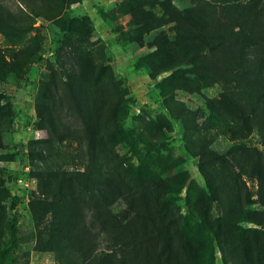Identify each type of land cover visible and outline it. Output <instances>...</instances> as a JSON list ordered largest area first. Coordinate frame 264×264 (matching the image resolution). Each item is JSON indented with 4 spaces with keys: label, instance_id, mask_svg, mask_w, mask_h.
<instances>
[{
    "label": "rangeland",
    "instance_id": "374dc122",
    "mask_svg": "<svg viewBox=\"0 0 264 264\" xmlns=\"http://www.w3.org/2000/svg\"><path fill=\"white\" fill-rule=\"evenodd\" d=\"M137 1L157 18L162 17L156 6L161 0ZM172 1L179 10L196 5L206 10V14L219 10L209 5L211 0ZM229 1L232 0L214 3L221 8L231 7L229 11L237 18L242 9ZM246 1L238 0L240 4ZM0 2L14 11L19 7L17 0ZM128 2L69 0L59 18L39 19L36 29L29 34L17 35L8 30L0 33V52L4 56V74L0 77V192L7 190L6 194H0V264H121L116 253L107 254L100 245L89 249L90 245L85 244L81 248L64 239L52 244L51 230L58 215L79 211L60 192L66 175L75 177H70L65 192L96 195L101 187L110 192L112 185H117V194L108 198L109 211L122 223L129 221L135 210L148 217L154 207L156 199L145 184L148 173L143 175L138 170L142 164L158 175L160 165L172 169L174 174L183 173L188 179L183 190H175L177 195L172 203L175 216H188V198L195 202L198 199V193L189 191L191 183L209 197L198 159L188 149L184 135L187 133L193 139L194 147L202 141L219 154L233 147L231 137L211 118L206 99L216 100L223 92L239 87L233 75L237 66L221 50L197 55V67L182 66V70L211 77L214 83L209 87L204 83L190 86L200 87V93L177 92L172 98L177 101L173 107L193 115H186L184 120L172 116L166 107L167 102H172L159 88L172 72L153 80L142 61L153 55V64L162 67L166 51L173 48L175 28L170 24L158 27L144 36L143 44H137L132 19L126 14ZM225 22L226 33L222 32L224 38L218 45L229 51L240 37L231 21ZM259 25L264 32V10ZM261 52L264 56V47ZM173 55L181 63L185 61L181 51ZM54 75L58 77L60 92L54 89ZM185 76L184 79H191ZM71 89L79 91L93 113L96 139L91 145L79 134L86 135L77 115L67 121L72 128L70 132H62L60 128L58 95L67 98ZM247 146L264 149L258 133L250 137ZM244 179L249 190L258 193L257 181L251 177ZM86 181L92 186L86 187ZM253 201L250 209L264 211L258 195ZM211 216L214 221L221 217L216 203L212 204ZM191 219V225H200L201 232L208 231L197 216ZM142 224V229L152 230L147 219ZM242 227L256 228L250 223ZM202 238L210 247L206 264H233L223 256L215 236ZM170 244L172 263H185L176 251V241ZM150 245L143 246L146 254L143 262L168 264L163 261L168 260L164 255L163 260H156V253L148 249ZM152 246L162 250L165 244ZM90 250L92 260L87 259Z\"/></svg>",
    "mask_w": 264,
    "mask_h": 264
},
{
    "label": "trees",
    "instance_id": "16d2710c",
    "mask_svg": "<svg viewBox=\"0 0 264 264\" xmlns=\"http://www.w3.org/2000/svg\"><path fill=\"white\" fill-rule=\"evenodd\" d=\"M17 1L19 3L17 11L0 2V33L8 30L17 35L29 34L36 29L39 19L51 21L59 18L69 2V0ZM229 2L242 9L237 18H233V11H229L231 7L221 8L214 0H211L209 5L219 10L211 14H206V10L197 5L179 10L172 0H161L156 4L161 9V18H157L137 0H130L125 5L126 14L132 19L133 38L137 44H143L144 36L158 27L170 24L175 28L176 39L173 48L166 51L161 62L162 67L153 64L155 61L153 55L142 61V65L149 71L153 80H157L162 73L172 72L159 84L163 96L172 102L166 104L172 116L184 120L186 115H193L190 112L183 114L173 107L177 101L172 98L177 92L200 93L198 89L200 87L191 89L190 86L204 83L209 87L214 83L211 77L198 75L189 69L182 70V66L197 67V55L215 54L220 50L231 64L237 66L233 75L234 82L238 83L239 87L223 92L216 100L206 99V107L211 118L231 137L233 147L226 153L219 154L202 141L194 147L193 139L187 133L184 135L188 149L198 159V168L206 182L209 197L191 183L189 191L198 193V199L195 202L188 198V216H175L172 210L173 196L177 195L175 190H183L188 179L183 173L174 174L172 169L160 165L157 166L161 172L158 175L142 164L138 170L143 175H146V171L148 173L145 184L156 199L154 207L149 211L150 216L143 217L135 210L131 219L122 223L118 218L112 217L109 211L111 204L108 198L117 194V185H112L111 193L103 187L97 190L96 195L65 192L64 188L69 184L70 177H75L73 174L66 175L62 179L60 192L65 195V200L77 206L79 211L61 213L55 223L52 222V244L64 239L67 243L81 248L85 244L90 245L89 249L100 245L108 252L107 254L116 253L121 264H145L143 261L146 254H143V246L151 244L148 249L152 248L153 254L156 253L157 261L163 260L161 258L164 255L168 260L163 261L173 264L170 260L173 245L170 242L174 244L176 241V251L180 252L185 260L183 264H197L198 261L206 264L207 258L210 257V247L208 248L202 236L207 239L208 235H213L223 256L229 262L242 264L243 258L245 264H264V211L250 209L255 203L253 197L256 195L264 203V149L247 146L250 137L258 133L264 147V56L261 52V48L264 47L262 39L264 32L259 25L264 0H247L244 4H240L238 0ZM224 13H227V16H223ZM225 20L231 21L232 28L239 30L237 35L240 37L229 51L221 49L218 45L224 38L222 32L228 26ZM177 51L183 54L182 59L185 61L182 63L173 55ZM3 63L4 56L0 52V77L4 74ZM185 75L191 79H184ZM238 75L240 78L237 80ZM54 89L60 92L56 75ZM58 99L60 105L57 116L62 132L71 131L72 128L67 121L76 118L77 115L85 126L86 135L79 134L91 145L96 139V132L93 113L88 103L83 101L79 91L75 89H71L69 97L64 98L60 94ZM184 111L186 112V109ZM245 177L257 181L258 193L249 190ZM72 179L77 182L80 180ZM88 183L86 181L84 185L92 186ZM158 190L161 193L158 194L156 192ZM6 193V189L0 192L1 196ZM122 195L126 196L125 193ZM213 203L218 204L221 209V217L216 221L212 220L211 216ZM194 216L204 223L208 231L201 232L200 225H191V218ZM146 219L152 225V230L142 229V222ZM244 223L253 224L256 228L245 229L242 227ZM234 230L238 232L234 233ZM158 243L165 244V247L162 250L158 247L154 249L152 245ZM87 259H93L91 250L87 253ZM150 263L151 261L148 262Z\"/></svg>",
    "mask_w": 264,
    "mask_h": 264
}]
</instances>
